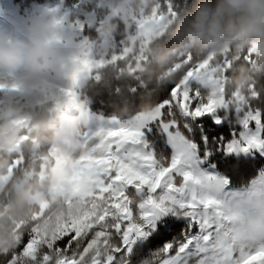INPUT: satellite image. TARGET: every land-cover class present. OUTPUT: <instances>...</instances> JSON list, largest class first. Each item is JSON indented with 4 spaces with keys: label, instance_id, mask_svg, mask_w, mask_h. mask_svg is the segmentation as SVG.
<instances>
[{
    "label": "snow or ice",
    "instance_id": "obj_1",
    "mask_svg": "<svg viewBox=\"0 0 264 264\" xmlns=\"http://www.w3.org/2000/svg\"><path fill=\"white\" fill-rule=\"evenodd\" d=\"M189 73L150 90L137 85V109L100 121L83 157L95 165L93 211L45 244L50 264H264V227H239L218 198L264 174V92L233 106ZM25 241L22 252L33 254V236Z\"/></svg>",
    "mask_w": 264,
    "mask_h": 264
},
{
    "label": "rangeland",
    "instance_id": "obj_2",
    "mask_svg": "<svg viewBox=\"0 0 264 264\" xmlns=\"http://www.w3.org/2000/svg\"><path fill=\"white\" fill-rule=\"evenodd\" d=\"M114 1L79 0L74 6H66L64 0H44L22 8L14 0H0V59L5 53L16 57L14 67L0 70V146L19 150L20 143L36 129L30 124L29 116L20 112V107L48 101L55 105L48 157L42 158L38 172L28 169L24 179L14 184L16 193L29 204L38 205L39 212L34 215V225L23 240L8 252L7 258H15L13 264H50L44 258L45 244L86 223L87 215L93 211L86 197L95 165L83 157L100 121L115 117L93 112L89 101L81 97L80 89L93 70L112 62L117 55L118 44L106 35L107 21L115 17L122 19L126 39L120 47H124V56L134 53L137 62L149 41L158 36L169 21L158 4L146 15L142 6L144 0ZM86 3L107 8V13L99 17L96 8H83ZM103 11L100 7V15ZM216 34V38L208 42V59L213 53L223 52L227 45L226 39ZM249 51H259V56L264 57V50L257 44L252 43ZM212 59L199 64L195 71L187 72L188 78L224 101L225 71L229 65L224 61L211 67ZM249 84L248 81L244 84L247 91L251 90ZM232 97L230 103L239 106L236 101L246 96L236 90ZM33 145L35 149L37 144ZM19 160H15L14 167ZM10 176L11 170L0 176V190ZM218 198L239 217V227H264V174L244 188L226 187ZM29 235L34 238L31 255L22 252L25 237ZM52 253L54 256L50 255ZM49 255L59 258L62 254L50 252Z\"/></svg>",
    "mask_w": 264,
    "mask_h": 264
},
{
    "label": "trees",
    "instance_id": "obj_3",
    "mask_svg": "<svg viewBox=\"0 0 264 264\" xmlns=\"http://www.w3.org/2000/svg\"><path fill=\"white\" fill-rule=\"evenodd\" d=\"M43 1L33 0V3ZM78 2L79 0H64L66 6H74ZM155 4H158L161 13L168 15L169 21L164 30L149 41L138 62L133 56L134 53L124 56V47H120V43L126 39V27L122 19L115 17L110 22L107 21L104 27L106 35L111 36L118 44L115 49L117 55L112 62L93 70L80 89L81 97L89 101V108L93 112L126 118L139 107L132 96L137 85L150 90L169 81L180 80L189 72V68L196 69L211 57V67H216L215 64L218 63L224 64V61L229 65L225 71L224 100L227 98L229 103L233 101L232 96L236 90L246 97L255 95L256 92H264V57L259 56V51H249L252 43L264 50V34L247 38L243 34L235 37L230 35L233 30L228 21L241 14L242 6L237 0H144V13L151 14ZM84 5V9L96 8L99 17L104 16L108 10L99 5ZM100 7L104 10L102 15ZM197 18L205 25L210 21H217L211 25V31L218 33L219 38L226 39L227 45L223 52L213 53L208 59V42L211 38L208 37L205 27H194L193 22ZM255 64L258 65L257 69ZM247 81L251 84L250 91L244 87ZM94 100H99L106 107L94 108ZM54 106L53 102L48 101L20 107V112L29 116L30 124L35 125L36 129L20 143L19 150H7L0 146V176L11 170L8 182L0 190V241L4 240L0 242V261L7 258L8 252L18 245L19 240H23L24 235L34 225V215L39 212L38 205L29 204L16 193L14 184L24 179V174L29 173L28 169L38 172L42 158L48 157L53 138L51 119ZM34 142L37 144L35 149ZM18 159L20 160L14 167L13 164ZM247 185L235 188H244ZM5 246L7 248H3ZM50 255L54 256V253Z\"/></svg>",
    "mask_w": 264,
    "mask_h": 264
},
{
    "label": "clouds",
    "instance_id": "obj_4",
    "mask_svg": "<svg viewBox=\"0 0 264 264\" xmlns=\"http://www.w3.org/2000/svg\"><path fill=\"white\" fill-rule=\"evenodd\" d=\"M242 6L241 14L228 21L229 27L233 30L230 35L233 37L244 35L245 38L264 34V0H237ZM251 10V11H249ZM217 21H210L207 25L199 18L193 22L194 27H205L209 38H216V33L211 31V25ZM15 54L5 53L0 59V70H7L15 66Z\"/></svg>",
    "mask_w": 264,
    "mask_h": 264
}]
</instances>
